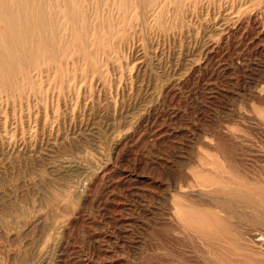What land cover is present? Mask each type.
Segmentation results:
<instances>
[{"label": "rangeland", "instance_id": "1", "mask_svg": "<svg viewBox=\"0 0 264 264\" xmlns=\"http://www.w3.org/2000/svg\"><path fill=\"white\" fill-rule=\"evenodd\" d=\"M0 264H264V0H0Z\"/></svg>", "mask_w": 264, "mask_h": 264}, {"label": "bare ground", "instance_id": "2", "mask_svg": "<svg viewBox=\"0 0 264 264\" xmlns=\"http://www.w3.org/2000/svg\"><path fill=\"white\" fill-rule=\"evenodd\" d=\"M254 238V237H253Z\"/></svg>", "mask_w": 264, "mask_h": 264}]
</instances>
